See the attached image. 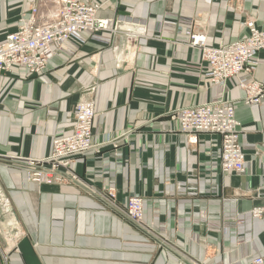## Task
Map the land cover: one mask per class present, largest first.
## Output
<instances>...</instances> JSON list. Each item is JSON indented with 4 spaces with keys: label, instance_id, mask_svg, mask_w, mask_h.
Instances as JSON below:
<instances>
[{
    "label": "crops",
    "instance_id": "0c3cea01",
    "mask_svg": "<svg viewBox=\"0 0 264 264\" xmlns=\"http://www.w3.org/2000/svg\"><path fill=\"white\" fill-rule=\"evenodd\" d=\"M87 2L102 4L98 17L146 36L134 42L124 30L113 38L86 33L72 57L53 56L42 75L0 74V155L7 158L0 161V258L4 252L7 264H176L105 202L109 188L121 206L141 197L144 220L204 264H249L264 255V97L246 104L245 91L232 82L216 96L232 102L240 124V174L221 171L218 135L200 133L194 142L173 118L180 108L212 101L216 91L186 30L205 31L214 46L243 39L249 17L264 29V0ZM32 5L41 23L60 9L59 0H0V38ZM254 78L264 82V63ZM80 100L95 103L99 147L73 161L80 183L29 181L18 158L47 156L52 137L72 131ZM255 208L260 216L250 214Z\"/></svg>",
    "mask_w": 264,
    "mask_h": 264
},
{
    "label": "built area",
    "instance_id": "2783aa9c",
    "mask_svg": "<svg viewBox=\"0 0 264 264\" xmlns=\"http://www.w3.org/2000/svg\"><path fill=\"white\" fill-rule=\"evenodd\" d=\"M59 2L60 9L54 19L39 22L38 10L32 5L30 14L19 19L17 29L0 38L1 75L18 69L25 70L27 76L42 75L48 60L53 56L72 57L78 47L85 43L86 33L97 35L109 32L113 38L119 30H124L118 27L114 19L98 17L101 3H88L87 0ZM246 26L249 34L243 39L216 46L208 43L205 31L194 32L190 27L186 30V43L201 50L209 83L216 91L212 101L180 108L173 116L180 131L194 142L200 133L220 137L219 166L227 174L244 172V152L239 143L240 124L235 118L232 102L217 99L216 96L222 94L227 82H232L235 88L245 91L246 104L258 103L264 97V82L254 78L256 67L264 63V58L257 56L258 52L264 51V29H257L252 19L246 22ZM124 32L134 42L146 36L142 28L137 31L127 28ZM71 112L74 118L72 131L55 134L47 156L18 158L29 181L36 184L80 183L81 179L72 169V163L91 150L99 151V147L93 145L97 112L93 100L78 101ZM113 146L116 144L113 143ZM5 159V156L0 155V161ZM114 197L113 189L109 188L107 196L103 198L108 205L154 238L159 248L175 255L176 264H204L178 250L159 226L144 220V202L141 197L129 196L122 206L116 203ZM261 213L260 208H255L250 214L257 217ZM202 221L209 225L205 219ZM7 261V254L2 252L0 264H7ZM249 264H264V255L252 258Z\"/></svg>",
    "mask_w": 264,
    "mask_h": 264
},
{
    "label": "rangeland",
    "instance_id": "374dc122",
    "mask_svg": "<svg viewBox=\"0 0 264 264\" xmlns=\"http://www.w3.org/2000/svg\"><path fill=\"white\" fill-rule=\"evenodd\" d=\"M206 1H208V2H209L210 0H206ZM247 19H252V18H251V17H249V18H247ZM0 259H1V258H0ZM7 262H8V261H7Z\"/></svg>",
    "mask_w": 264,
    "mask_h": 264
},
{
    "label": "bare ground",
    "instance_id": "6f19581e",
    "mask_svg": "<svg viewBox=\"0 0 264 264\" xmlns=\"http://www.w3.org/2000/svg\"><path fill=\"white\" fill-rule=\"evenodd\" d=\"M127 42H131L130 40H128Z\"/></svg>",
    "mask_w": 264,
    "mask_h": 264
}]
</instances>
